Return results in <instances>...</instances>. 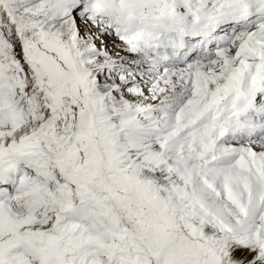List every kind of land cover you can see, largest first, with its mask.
Here are the masks:
<instances>
[{
	"label": "snow or ice",
	"instance_id": "6c2138e0",
	"mask_svg": "<svg viewBox=\"0 0 264 264\" xmlns=\"http://www.w3.org/2000/svg\"><path fill=\"white\" fill-rule=\"evenodd\" d=\"M0 264H264V0H0Z\"/></svg>",
	"mask_w": 264,
	"mask_h": 264
}]
</instances>
